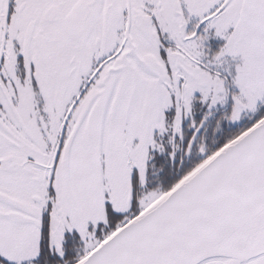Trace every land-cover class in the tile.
<instances>
[{"label":"snow or ice","instance_id":"obj_1","mask_svg":"<svg viewBox=\"0 0 264 264\" xmlns=\"http://www.w3.org/2000/svg\"><path fill=\"white\" fill-rule=\"evenodd\" d=\"M0 264H264V0H0Z\"/></svg>","mask_w":264,"mask_h":264}]
</instances>
